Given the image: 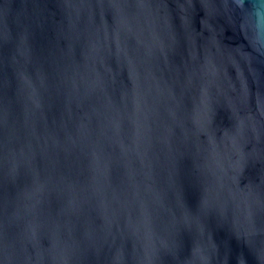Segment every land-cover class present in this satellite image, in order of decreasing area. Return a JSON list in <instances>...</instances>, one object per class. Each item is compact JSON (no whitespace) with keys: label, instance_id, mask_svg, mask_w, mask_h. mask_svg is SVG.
<instances>
[{"label":"water","instance_id":"1","mask_svg":"<svg viewBox=\"0 0 264 264\" xmlns=\"http://www.w3.org/2000/svg\"><path fill=\"white\" fill-rule=\"evenodd\" d=\"M0 264H264V0H0Z\"/></svg>","mask_w":264,"mask_h":264}]
</instances>
